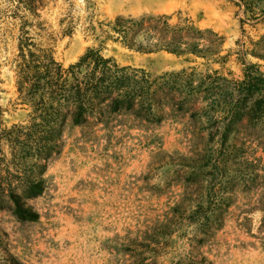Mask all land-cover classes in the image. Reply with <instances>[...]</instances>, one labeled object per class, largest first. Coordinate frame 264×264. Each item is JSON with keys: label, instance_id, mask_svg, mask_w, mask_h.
Listing matches in <instances>:
<instances>
[{"label": "rangeland", "instance_id": "374dc122", "mask_svg": "<svg viewBox=\"0 0 264 264\" xmlns=\"http://www.w3.org/2000/svg\"><path fill=\"white\" fill-rule=\"evenodd\" d=\"M23 32L63 68L99 50L143 72L150 113L66 125L23 201L32 223L5 197L0 141V264H264V119L234 108L245 70L264 76V0H0L1 128L28 122Z\"/></svg>", "mask_w": 264, "mask_h": 264}, {"label": "trees", "instance_id": "16d2710c", "mask_svg": "<svg viewBox=\"0 0 264 264\" xmlns=\"http://www.w3.org/2000/svg\"><path fill=\"white\" fill-rule=\"evenodd\" d=\"M36 1L39 2L18 0V3L23 2L31 9ZM18 42L15 84L20 100L29 109L28 122L1 128L0 110V141L10 146L12 155L13 172L7 171L5 176V197L12 203V214L18 221L32 223L38 220V214L25 207L23 201L43 193L45 165L37 162L59 153L58 141L65 126L82 127L93 118L107 123L103 119L111 115L131 114L136 103L149 114L150 83L143 72L120 67L112 59L101 56L99 50L87 51L78 62L63 68L54 60L51 49L36 48L26 32L21 33ZM250 69L245 70L243 81L236 84L242 95L234 108L240 105L248 117L261 113L262 120L264 96L255 98V94L264 95V76H254ZM186 85L191 88L190 84ZM233 120L225 124L223 143L233 129ZM30 159L34 161L28 162ZM14 182L18 184L13 185ZM18 185L23 186L20 195L15 193ZM2 195L0 192L1 198Z\"/></svg>", "mask_w": 264, "mask_h": 264}]
</instances>
